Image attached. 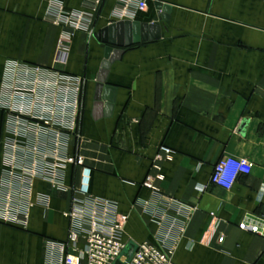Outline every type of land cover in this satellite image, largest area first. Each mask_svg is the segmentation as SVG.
Listing matches in <instances>:
<instances>
[{
    "label": "crops",
    "instance_id": "crops-1",
    "mask_svg": "<svg viewBox=\"0 0 264 264\" xmlns=\"http://www.w3.org/2000/svg\"><path fill=\"white\" fill-rule=\"evenodd\" d=\"M144 1L120 15L115 0H0V264H63L66 213L83 199L84 170L63 165L74 154L88 192L127 217L124 243L174 264H264V238L242 226L264 220V0ZM125 20L160 36L111 64L105 116L96 35ZM160 146L173 156L153 193L142 183ZM224 156L251 165L230 189L210 184Z\"/></svg>",
    "mask_w": 264,
    "mask_h": 264
},
{
    "label": "built area",
    "instance_id": "built-area-1",
    "mask_svg": "<svg viewBox=\"0 0 264 264\" xmlns=\"http://www.w3.org/2000/svg\"><path fill=\"white\" fill-rule=\"evenodd\" d=\"M117 2L118 13L128 14L134 8H144V0H115ZM97 3V1H96ZM68 38L61 39L58 43L56 57L58 60L67 56ZM173 151L160 146L151 164V172L154 173L153 180H145L142 186L153 193H159L160 189L156 182L164 181L161 173V163L171 162ZM71 165L75 168H82L84 179L79 193L83 199L76 201L66 217L70 219V230L66 243L63 245V264H113L121 258L126 243L122 241V233L127 221V217L117 212L116 206L106 200L93 197L88 192V172L84 157L80 154L66 157L63 165ZM251 165L246 159H235L222 157L213 166L210 177V184L215 187L230 189L239 175H248ZM44 174V175H43ZM42 176H45L43 171ZM47 174V172H46ZM30 175H35V171H30ZM47 179L53 186H58L59 176L48 173ZM56 186V187H57ZM242 226L250 233L264 238V220L251 222L244 220ZM223 242V237L218 239V243ZM126 264H174L170 253L158 246L149 243L136 245V249L131 259Z\"/></svg>",
    "mask_w": 264,
    "mask_h": 264
},
{
    "label": "water",
    "instance_id": "water-1",
    "mask_svg": "<svg viewBox=\"0 0 264 264\" xmlns=\"http://www.w3.org/2000/svg\"><path fill=\"white\" fill-rule=\"evenodd\" d=\"M155 9L160 21H168L169 6L156 2ZM159 36V26L140 24L128 20L115 22L103 28L96 35V39L106 45L95 84V101L98 103L96 106L100 108L102 105L105 108V116H109L112 111L115 92L114 88L106 84L111 64L119 60L123 48L137 45L141 42L153 41L158 39ZM100 101H103L104 104H100ZM135 249L136 245L134 243L127 244L121 255V258L125 257V261L122 262L119 258L113 264H126L131 259Z\"/></svg>",
    "mask_w": 264,
    "mask_h": 264
}]
</instances>
